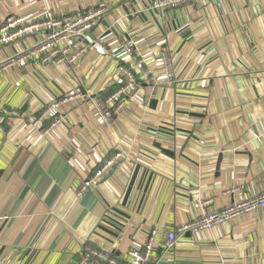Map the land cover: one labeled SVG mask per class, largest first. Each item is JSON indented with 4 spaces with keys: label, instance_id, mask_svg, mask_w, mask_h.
<instances>
[{
    "label": "crops",
    "instance_id": "1",
    "mask_svg": "<svg viewBox=\"0 0 264 264\" xmlns=\"http://www.w3.org/2000/svg\"><path fill=\"white\" fill-rule=\"evenodd\" d=\"M153 2L0 0V24L105 6L73 70L0 69V264H74L87 248L122 256L154 230L149 264H264V209L178 232L206 211L264 192V0H201L167 11ZM40 37L0 47V66ZM130 40L157 76L169 54L173 81L145 86L108 125L84 96L117 88ZM67 95L61 124L48 133L51 119L33 125ZM116 152L124 158L109 178L78 197L81 182ZM198 199L213 203L195 209ZM169 232L178 236L171 250Z\"/></svg>",
    "mask_w": 264,
    "mask_h": 264
},
{
    "label": "built area",
    "instance_id": "2",
    "mask_svg": "<svg viewBox=\"0 0 264 264\" xmlns=\"http://www.w3.org/2000/svg\"><path fill=\"white\" fill-rule=\"evenodd\" d=\"M200 1L154 0L152 7L156 10L167 11L193 5ZM104 13V4H99L92 9L60 17L45 15L27 21L20 17L9 18L0 24V47L16 42L30 34H40L42 37L32 47L6 59L1 64L0 69L9 71L13 68H24L33 63L40 65L58 64L65 66L68 70H73L85 57L87 48L85 43L88 40V32L96 26L99 17ZM96 45L103 48L100 42H97ZM103 49L107 52L105 48ZM123 56L117 67L120 78L117 88L103 98L93 97L89 94L84 96L86 101L92 102L97 107L101 118L108 125L129 104L137 101L145 86H149L152 91H155L160 84H170L173 81L174 70L169 54H163L160 62L162 64L161 76L155 75L147 63L141 59L137 45L133 41L130 40L124 43ZM72 97V95H67L52 102L42 111L39 118L33 122V125L39 127L41 123L51 119L49 127L44 131L48 133L55 129L65 118L62 113L57 111L65 106ZM1 111L7 113L3 109ZM123 158L124 154L122 152H116L105 160L81 182L77 196L83 197L87 191L107 180ZM212 203V200L198 199L193 206L195 209L206 210ZM258 209H264V192L244 201L234 202L222 209L206 211V213L201 214L191 222L181 225L178 232L185 234L211 230L241 215L252 214ZM5 219H7V216H0V222ZM156 233L157 230H154L142 247L131 249L122 256H116L103 250L87 248L74 264H149L153 260L156 250ZM177 243V234L169 232L167 248L170 250L175 249Z\"/></svg>",
    "mask_w": 264,
    "mask_h": 264
}]
</instances>
